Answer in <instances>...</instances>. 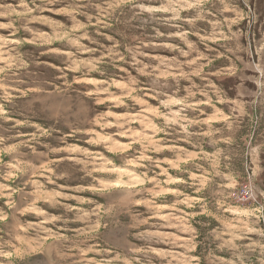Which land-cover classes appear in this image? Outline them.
I'll use <instances>...</instances> for the list:
<instances>
[{
  "label": "rangeland",
  "instance_id": "rangeland-1",
  "mask_svg": "<svg viewBox=\"0 0 264 264\" xmlns=\"http://www.w3.org/2000/svg\"><path fill=\"white\" fill-rule=\"evenodd\" d=\"M0 264H264V0H0Z\"/></svg>",
  "mask_w": 264,
  "mask_h": 264
}]
</instances>
